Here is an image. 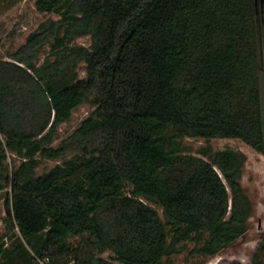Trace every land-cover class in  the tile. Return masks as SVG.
<instances>
[{
	"label": "trees",
	"instance_id": "1",
	"mask_svg": "<svg viewBox=\"0 0 264 264\" xmlns=\"http://www.w3.org/2000/svg\"><path fill=\"white\" fill-rule=\"evenodd\" d=\"M35 7L59 19L41 23L8 60L0 47V264H176L182 254L183 264H207L246 235L245 154L188 155L183 141L238 139L264 155L256 0ZM86 36L89 47L75 44ZM89 100L94 111L54 146ZM11 156L20 164L10 167ZM42 159L61 163L38 175ZM251 264H264V237Z\"/></svg>",
	"mask_w": 264,
	"mask_h": 264
},
{
	"label": "rangeland",
	"instance_id": "2",
	"mask_svg": "<svg viewBox=\"0 0 264 264\" xmlns=\"http://www.w3.org/2000/svg\"><path fill=\"white\" fill-rule=\"evenodd\" d=\"M0 0V47L2 56L8 60V56L14 53L19 47L25 44L27 37L37 30L39 25L49 20H57L56 14L41 13L36 10L35 0ZM78 46L89 47L91 38L89 36L78 38L75 42ZM49 52L46 46L39 56V64L43 62L44 56ZM79 76L86 77V65L79 66ZM95 107L89 100L79 106L72 114L69 122L62 124L57 133L54 146L69 137L80 124L94 111ZM0 137H2L0 135ZM188 155L202 157V151L210 148L212 153L222 150L241 151L246 156V163L243 168L241 184L245 194L253 204V214L248 222V232L238 239L232 246L224 250L220 255L209 259L207 264H232L240 262L251 264L252 257L259 243L264 237V155L255 152L248 145L238 139H214L205 141L203 139L186 138L183 141ZM61 161L42 159L37 174L48 172ZM10 167L19 165L20 160L10 157ZM8 190L0 192V238L7 232L6 211L4 197ZM17 241H6L8 248H15ZM111 252L102 255L103 258L111 260ZM189 261L187 254L175 258L176 264H183Z\"/></svg>",
	"mask_w": 264,
	"mask_h": 264
},
{
	"label": "flooded vegetation",
	"instance_id": "3",
	"mask_svg": "<svg viewBox=\"0 0 264 264\" xmlns=\"http://www.w3.org/2000/svg\"><path fill=\"white\" fill-rule=\"evenodd\" d=\"M257 15L258 20L264 29V0H258Z\"/></svg>",
	"mask_w": 264,
	"mask_h": 264
},
{
	"label": "built area",
	"instance_id": "4",
	"mask_svg": "<svg viewBox=\"0 0 264 264\" xmlns=\"http://www.w3.org/2000/svg\"><path fill=\"white\" fill-rule=\"evenodd\" d=\"M41 264H47V261H45V262H41Z\"/></svg>",
	"mask_w": 264,
	"mask_h": 264
},
{
	"label": "water",
	"instance_id": "5",
	"mask_svg": "<svg viewBox=\"0 0 264 264\" xmlns=\"http://www.w3.org/2000/svg\"><path fill=\"white\" fill-rule=\"evenodd\" d=\"M257 3H258V2H257V0H256V5H257Z\"/></svg>",
	"mask_w": 264,
	"mask_h": 264
}]
</instances>
